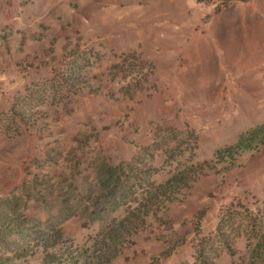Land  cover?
Returning a JSON list of instances; mask_svg holds the SVG:
<instances>
[{
    "label": "rangeland",
    "instance_id": "1",
    "mask_svg": "<svg viewBox=\"0 0 264 264\" xmlns=\"http://www.w3.org/2000/svg\"><path fill=\"white\" fill-rule=\"evenodd\" d=\"M224 1L0 0V196L22 195L27 214L86 242L109 217L104 207L92 220L81 217L80 196L90 193L102 156L117 164L139 154L165 177L264 123V0ZM68 41L81 45L89 74L106 78L104 90L117 97L72 96L61 88L50 57ZM133 50L154 72L130 99L116 92L127 80L109 81L107 66ZM39 89L43 97L34 99ZM24 91L33 109L48 103L56 109L43 127L25 130L9 119L12 98ZM75 137L87 141L70 155ZM237 164L202 176L182 202L170 205L178 230L204 208L202 231L212 232L220 208L246 190L263 204L264 144L243 152ZM163 247L140 238L112 264H150ZM160 264H197L190 239ZM218 264L231 263L222 255Z\"/></svg>",
    "mask_w": 264,
    "mask_h": 264
},
{
    "label": "trees",
    "instance_id": "2",
    "mask_svg": "<svg viewBox=\"0 0 264 264\" xmlns=\"http://www.w3.org/2000/svg\"><path fill=\"white\" fill-rule=\"evenodd\" d=\"M231 1L225 0L223 5ZM80 48L79 43L72 45L68 41L58 55L50 57L51 62L58 64L53 74L57 82L72 96L85 91L102 92L114 99L113 90H104L106 78L89 74ZM107 70L112 83L127 80L116 92L120 97L132 99L146 87L154 66L133 50L119 55ZM41 91L33 93L34 99L43 97ZM34 99L24 91L11 100L9 119L25 130L43 127L56 111L50 103L41 110L33 109ZM192 137L198 140L196 135ZM74 140L76 145L69 150L70 155L87 141L80 137ZM262 144L264 123L216 149L209 159L175 165L165 177H161L154 160L142 159L139 154L117 164L102 156L93 165L90 193L80 196L85 201L81 217L85 215L92 220L102 207L107 209L109 217L90 240L82 243L70 238L65 228L44 225L38 217L27 214L25 203L29 199L15 193L0 196V264H112L117 257H126L140 238L154 239L164 246L150 264H160L188 239L197 264H218L222 255H227L231 264H264V202L258 201L252 192L246 190L242 197L222 206L214 229L208 234L202 231L204 208L179 222L183 231L175 227L168 213L172 203L182 202L190 194L199 178L208 173L228 172L238 165V157L243 152L258 150ZM85 181L86 176L82 182ZM25 185L23 181L22 186ZM31 199L36 200V196Z\"/></svg>",
    "mask_w": 264,
    "mask_h": 264
}]
</instances>
